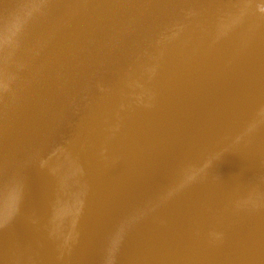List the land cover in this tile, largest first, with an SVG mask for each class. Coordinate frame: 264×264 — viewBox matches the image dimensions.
Here are the masks:
<instances>
[{"label":"water","instance_id":"water-1","mask_svg":"<svg viewBox=\"0 0 264 264\" xmlns=\"http://www.w3.org/2000/svg\"><path fill=\"white\" fill-rule=\"evenodd\" d=\"M0 264H264V0H0Z\"/></svg>","mask_w":264,"mask_h":264},{"label":"bare ground","instance_id":"bare-ground-1","mask_svg":"<svg viewBox=\"0 0 264 264\" xmlns=\"http://www.w3.org/2000/svg\"><path fill=\"white\" fill-rule=\"evenodd\" d=\"M88 250H89L90 252L94 251V249H93L92 247H89Z\"/></svg>","mask_w":264,"mask_h":264}]
</instances>
